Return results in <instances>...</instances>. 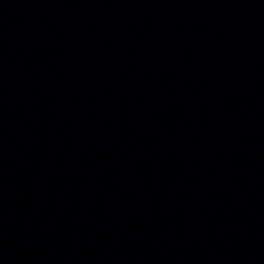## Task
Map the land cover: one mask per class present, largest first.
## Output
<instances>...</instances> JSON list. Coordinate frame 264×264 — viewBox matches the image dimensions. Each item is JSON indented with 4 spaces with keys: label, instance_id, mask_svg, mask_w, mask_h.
<instances>
[{
    "label": "water",
    "instance_id": "95a60500",
    "mask_svg": "<svg viewBox=\"0 0 264 264\" xmlns=\"http://www.w3.org/2000/svg\"><path fill=\"white\" fill-rule=\"evenodd\" d=\"M0 264H264V0H0Z\"/></svg>",
    "mask_w": 264,
    "mask_h": 264
}]
</instances>
